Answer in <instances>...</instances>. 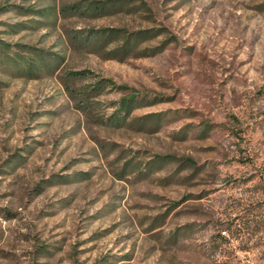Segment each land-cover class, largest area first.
I'll list each match as a JSON object with an SVG mask.
<instances>
[{"label":"rangeland","instance_id":"rangeland-1","mask_svg":"<svg viewBox=\"0 0 264 264\" xmlns=\"http://www.w3.org/2000/svg\"><path fill=\"white\" fill-rule=\"evenodd\" d=\"M90 1L105 0H0V31L36 17L19 7ZM115 3L0 34L66 56L59 75L3 78L0 264H264V0ZM103 27L164 28L139 49L167 44L118 61L67 36ZM83 69L129 90L98 97L89 117L62 82ZM132 92L162 100L100 123ZM156 113L160 128L141 123Z\"/></svg>","mask_w":264,"mask_h":264},{"label":"trees","instance_id":"trees-1","mask_svg":"<svg viewBox=\"0 0 264 264\" xmlns=\"http://www.w3.org/2000/svg\"><path fill=\"white\" fill-rule=\"evenodd\" d=\"M115 1L77 2L65 5L60 9L54 5L43 6L39 9L19 7V15L36 17L27 21L5 23L7 29L0 31V34L17 35L28 29L57 27L62 16L66 17L75 14L103 16L115 7ZM119 6L121 8L124 3L120 2ZM165 32L164 28L127 31L122 28L103 27L98 29H79L69 32L67 36L70 43L78 49L98 54L106 60L125 61L132 56H147L160 52L167 44V40L152 49L140 50L139 48L145 42L153 40ZM65 62V55L37 45L11 42L0 35V89L7 85L3 78L38 80L59 75ZM83 80H88V83L81 85V87H76V82ZM62 82L71 98L76 101L77 108L84 111L89 117L94 115V110L96 105H98V97L106 92L129 90L126 86L118 85L113 79L101 76L88 69L68 70L62 77ZM161 100L160 97L146 100L144 95L134 92L129 93L120 99L118 108L113 115L108 119L100 120V123L122 127L135 109L155 104ZM162 117V113L146 115L141 123L144 126L151 125L158 129L162 125ZM208 129L209 126L206 125L202 131L207 132ZM151 168L153 167L150 166ZM126 172V169L123 168L121 174Z\"/></svg>","mask_w":264,"mask_h":264}]
</instances>
